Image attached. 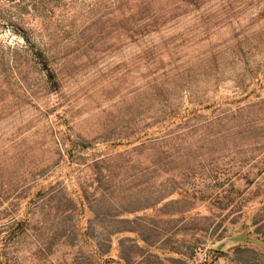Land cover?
I'll list each match as a JSON object with an SVG mask.
<instances>
[{
  "label": "rangeland",
  "instance_id": "obj_1",
  "mask_svg": "<svg viewBox=\"0 0 264 264\" xmlns=\"http://www.w3.org/2000/svg\"><path fill=\"white\" fill-rule=\"evenodd\" d=\"M0 264H264V0H0Z\"/></svg>",
  "mask_w": 264,
  "mask_h": 264
},
{
  "label": "built area",
  "instance_id": "obj_2",
  "mask_svg": "<svg viewBox=\"0 0 264 264\" xmlns=\"http://www.w3.org/2000/svg\"><path fill=\"white\" fill-rule=\"evenodd\" d=\"M205 258V257H204Z\"/></svg>",
  "mask_w": 264,
  "mask_h": 264
}]
</instances>
